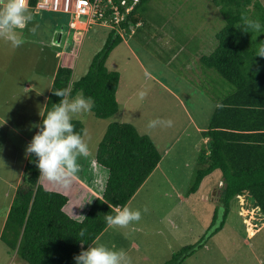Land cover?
Segmentation results:
<instances>
[{
  "label": "rangeland",
  "instance_id": "374dc122",
  "mask_svg": "<svg viewBox=\"0 0 264 264\" xmlns=\"http://www.w3.org/2000/svg\"><path fill=\"white\" fill-rule=\"evenodd\" d=\"M260 1L264 4V0ZM29 12L34 20L30 28L42 30L37 35L39 45L25 43L21 49L13 48L8 42V53L0 52V66L6 67L4 71L7 75L3 77V82H0V88L5 84V92L10 95L2 114L5 117L8 115L7 118L13 119V123L19 128L23 127L27 133L21 137L15 132L10 133L6 126L0 130V222L11 200L7 193H11L10 187L20 176L25 147L29 143L27 138L30 139L31 135L30 129L34 135L35 128L31 126L37 113L39 115L42 110L43 93L40 92V96H36L34 91L27 90V81H34L32 89L42 87L46 92L48 88L44 85L51 82L50 78L52 80V74L60 59L55 52L60 49L45 48L39 43V39H45V35L51 36L50 25L56 19L63 26H67L71 20V15L67 13ZM144 16L143 28L134 33L122 32V42L106 59L109 70L118 71L121 77L118 90L119 112L111 118L101 119L90 111L73 119L83 123V139L89 146L88 154L77 159L80 173L75 176L82 178L86 173L91 174L90 168L93 167L91 175L95 177L94 163L86 160L87 157L95 158L97 147L110 123H132L141 134L153 138L164 160L141 187L138 199L135 204H130V207L133 210L138 209L142 202L149 203L151 209L157 207V216H169L171 220L176 221L177 225L181 226L180 231L186 230L181 237L188 241L200 238L208 226L206 222L210 212L218 208L221 215L223 207L219 201L221 188L224 187H221L222 182L218 181V177L222 175L219 170L206 177L198 193L191 194L187 202L179 199V193L186 196L199 167L203 138L197 128H203V125L206 128L208 118L213 113V106L215 107L216 102L230 88V84L215 70H209L208 74L199 61L202 55L210 54L218 47L217 34L225 26V21L219 7H216L212 0H150ZM89 30L78 40H73V34L68 36L70 47L68 54L64 56V64L73 66L75 81L86 75L96 55L108 44L113 31L109 26L100 23L94 24ZM66 35L67 30L63 33V39ZM51 37L54 38L55 34ZM110 39L113 40V37ZM27 48L29 51H26ZM24 53H39V60L34 61ZM40 55L43 58H40ZM16 83L17 85H14ZM141 92L147 93L143 100L139 98ZM14 111L16 117H12ZM156 119L171 120L172 125L149 128L148 122ZM46 180L44 178L43 183H46ZM99 180V183L104 184L105 178H102V175ZM47 184L48 187L68 188L73 195H78L76 184L72 180L67 188L56 182L48 181ZM202 193L204 197L201 196ZM75 195L72 202L78 201ZM231 206L232 212L228 220L231 226L239 224L241 228L237 229L239 233H233L232 229L226 227L225 233L230 232L228 235L232 239L241 241L247 238L246 225L255 222L259 225L264 221V215L257 208H253L247 194L239 196ZM69 211L71 212V209ZM243 221L246 225L242 224ZM257 224L255 229L258 228ZM188 230L193 231L192 235ZM258 231L253 233L250 229V235L257 233L255 238L248 239L253 246H245L242 243L241 245L244 249L253 247L264 259V228ZM244 259H247L246 255ZM0 264L29 263L0 241Z\"/></svg>",
  "mask_w": 264,
  "mask_h": 264
},
{
  "label": "trees",
  "instance_id": "16d2710c",
  "mask_svg": "<svg viewBox=\"0 0 264 264\" xmlns=\"http://www.w3.org/2000/svg\"><path fill=\"white\" fill-rule=\"evenodd\" d=\"M38 1L29 0L30 11L34 12ZM149 1L139 0L122 27L128 32L132 27L135 32L140 31ZM212 1L219 7L225 26L217 34L218 47L202 55L199 61L208 74L209 70H215L230 88L216 102L208 127L202 132L209 141L200 150L199 167L187 192L195 194L207 176L221 171L224 187L220 202L224 214L219 226L211 227L210 237L224 227L231 204L238 196L248 194L253 207L264 215V57L255 56L259 45L264 44V28L250 33L240 27L242 16L258 20L264 26V4L260 0ZM110 37L79 80H73V66L57 68L40 121L53 104L59 103L61 98L54 94L58 90L67 91L70 98L78 94L90 97L94 105L91 111L97 118L108 119L119 112L121 77L118 71L109 70L106 59L123 37L116 30ZM72 123L74 130L84 136L83 123L78 120ZM34 159V156L27 159L24 179L8 212L1 241L29 264H74L73 257L108 227L104 216L115 215L117 209L130 202L156 170L162 154L153 138L141 134L132 123H110L95 153L96 163L108 171L102 196L90 203L80 219L66 212L70 202L67 194L45 188ZM217 220L216 216L214 224ZM81 230L85 233L83 237L79 235ZM199 246L184 247L166 264H180Z\"/></svg>",
  "mask_w": 264,
  "mask_h": 264
},
{
  "label": "crops",
  "instance_id": "0c3cea01",
  "mask_svg": "<svg viewBox=\"0 0 264 264\" xmlns=\"http://www.w3.org/2000/svg\"><path fill=\"white\" fill-rule=\"evenodd\" d=\"M28 10L30 11L29 8H28ZM34 13L38 14V12H36V11H34ZM44 19H45V17L42 18L43 21H44ZM33 21L34 20L32 19L31 23L25 29H23L27 33L26 32L23 33L21 31H19L20 36H22L21 39H23V41H24L23 44L20 46L21 49L25 45V43H27V45H35V46L39 45L37 35H39V32L42 30L40 28H38V29H36L35 33L31 32L30 27L33 26V23H32ZM43 24H44V22H43ZM89 29L87 30V32L90 31ZM66 30H67V35L63 39V33ZM50 31H51V36L53 34H55V37L53 38L49 35L48 36L45 35L44 36L45 39H43V40L39 39V43L41 42L42 43L41 45L44 46L45 48L46 47H52L54 50L60 49L59 51L55 50V52L57 53V55L59 56L60 59L57 62L56 68L52 74V80L50 78L51 82L48 83L47 85H44L45 87L48 88L46 92H44L45 88H42V87L32 89V85H34V83H33L34 81L32 83L27 81V84H26L27 90L34 91L35 92L34 94L36 96H38V95L40 96V92L43 93V100H42V105H41L42 110H41L39 115L37 113L36 118L34 119L33 125L39 124V122H40L39 116L42 115L43 109L45 107V104H46V101L48 98V93L50 92L51 85L53 82V78H54V75H55L57 68L60 65H67V64H64L65 63L64 56L68 54V49L70 47V44H68L69 40H70L68 36L72 35L74 32V30H71L68 27V24H67V26L66 25L63 26L61 24V22L58 21L57 19H56V21L52 22V24L50 25ZM87 32L83 31V34L86 35ZM59 43H60V45H58ZM54 44H57V45H54ZM7 45H8V41L3 39V38H0V52L1 53H3V52L8 53ZM45 48H44V50H46ZM37 49H38V47H37ZM26 51H29V48H27ZM25 55L29 56V58L32 57V59H34V61L39 60V53H31L30 55L29 54H25ZM40 58H43V57L40 55ZM68 66H70V65H68ZM5 68L6 67H4V66H0V82H3V77L7 76L6 72L4 71ZM14 85H17V83ZM6 88H7V86L5 84H4V87L0 88V130H2L6 126L10 129V133L15 132L19 136L23 137V134L27 135V133L24 132L25 130H23V127L19 128V126H17V124L13 123V119L7 118L8 115L6 113H5L7 115L6 117L2 114L3 109L7 107L8 101L10 99V95L5 92ZM118 93H119V91H118ZM118 100H119V97H118ZM214 110H215V107L213 106L212 111H214ZM15 112L16 111H14L12 117H16ZM210 117H211V114L208 118V123H207L206 128L204 125L202 126L203 128H200V127L197 128L199 135L203 138L202 139L203 144L201 145L200 150L209 141V138L204 137L202 132L207 129ZM36 131H37V129H35L34 135H35ZM30 132H31L30 139H32L33 132L31 129H30ZM24 137H25V135H24ZM30 139L27 138V141L30 142L31 141ZM163 158L164 157L162 154L161 162L164 160ZM27 159H28V157L24 156L22 168H21L20 174H19L20 176L17 177V180H16L17 182L13 186L10 187L12 189L11 193L9 194V193L5 192V193H7V196H9L8 198H10L11 200L8 203V208H7L6 212L4 213V215L2 216V220L0 222V241H1V233L4 229V226H5V223L7 220V215H8V212L10 210L11 204L13 202V199H14L20 185L22 184L21 183L22 180L24 179L25 166H26ZM86 161L94 163V165H95L94 170L96 171V175H95V177L92 176L93 175V171H92L93 167H91L90 173L92 175L86 173L85 176H83L82 178L80 176L79 177L73 176L71 178L73 183L75 182V184H76L78 195H75V194L74 195L78 199V201L72 202V197H74V195L70 192V190L67 187H66L67 189H62L60 187H48V184H47L48 181L46 180V183L45 182L43 183L44 178L42 177L43 179H41V182L45 186V188L61 191L70 197V202L66 206L65 210L69 215H71L75 218H78V219L82 218L86 214L90 203L95 198L102 196V191L104 189L105 182H106V179L108 176V171L106 169H103L102 167H100L96 163L95 158L93 159L91 157H87ZM161 162H160V164H161ZM96 165H97V167H96ZM159 165H158V167H159ZM101 175H102V178L103 177L105 178L104 184L99 183L100 182L99 179H100ZM209 176H207V177H209ZM218 181H219V183L222 182V184H221L222 186L220 184H218V186L223 187L224 186V180H223L222 175H220V177H218ZM203 183H204V181H203ZM203 183H202V185H203ZM73 185L74 184H71V186H73ZM141 187L126 206L130 207V204H135L136 200L138 199ZM216 190H218V189H216ZM221 190H222V188H221ZM196 193H198V192H196ZM220 194H221V191H220ZM190 196L191 195H187V193H186V196L184 197L182 193H179V199L182 202L183 201L187 202L188 200H190ZM201 196L204 197L205 196L204 193H202ZM76 198H75V200H76ZM238 198H239V196H238ZM219 201H220V197H219ZM122 208H120V209H122ZM145 208L147 209L146 212L144 211ZM253 208H255V207H253ZM69 209H71V212L69 211ZM257 209L260 211L259 208H257ZM135 210L141 211L142 216H141V220L139 222H133L126 229H118V228H113V227L108 226L103 231V233L91 244V246L104 245L106 247H109V248H112L115 250H121L122 249L127 253V256L130 260V264H166L168 261H170L174 257V255L177 252L182 250L184 247H187L190 245H198V244H200V246L197 247L196 249L192 250V252H190L189 254H187L184 257V259L181 261L180 264H264V259L262 258L261 255L257 254V251L253 250L254 249L253 247H251L252 248V250H251L250 247H249V249H244L242 246V245L253 246V245H251V242L248 241V239L255 238L257 236V233L255 235H250L249 234L250 229L253 231V233H254V231H258V230H259L258 232L262 231L264 228V221L260 222L259 225L257 224V222L253 223L252 225H248V224L246 225V222L243 221L242 224H245L246 226H248V229L246 231L247 238L245 237L241 241H237L236 239H232L228 235L230 232L225 233L226 227L229 229H232L233 233H237L238 232L237 229L241 228L240 225L236 224V223H235L236 225L231 226L230 221L228 219H227L224 227L221 230H219L216 234H214L213 236L210 237V236H208V233H209L211 227L212 226H213V228L218 227L219 224L221 223L220 220L223 219V214H224L223 207H222V210L220 212L221 215L218 212V208H216V210L214 209L210 212V214H209L210 216H208V218H207L208 222H206V225H208V226L206 228L205 233H203L200 236V238L196 237V238H192L188 241H184L183 237H181V236L183 235V233L184 234L186 233V230L180 231L181 226H178L177 222L174 220H171V217H169V216L167 218L158 217L157 216V207L156 208L153 207V209H151V206L149 205V203L147 204L145 202H142L139 205V208L135 209ZM231 212H232V209H231ZM216 216L218 217V220L219 219L220 220H219V223L214 227V225L216 224V222L214 224ZM256 224L258 225L257 229L254 228ZM124 233H127V235H124ZM188 233H190L192 235L193 231L188 230ZM206 234H207V239H206ZM241 243H242V245H241ZM244 253L247 257L246 260L244 259V257H245Z\"/></svg>",
  "mask_w": 264,
  "mask_h": 264
},
{
  "label": "clouds",
  "instance_id": "9594fccd",
  "mask_svg": "<svg viewBox=\"0 0 264 264\" xmlns=\"http://www.w3.org/2000/svg\"><path fill=\"white\" fill-rule=\"evenodd\" d=\"M28 4V0H0V38L10 42L13 48L20 47L24 42L17 30L25 29L33 19L28 10L31 6ZM241 19L240 27L245 32H260L264 28L258 20L246 16H242ZM30 31L35 33L36 28L32 27ZM255 56L264 57V44L259 45ZM54 94L61 99L59 103L52 105L51 110L46 112L39 124L31 126L37 131L25 147V156L35 157L32 162L39 170L40 177L67 187L71 178L79 171L77 159L89 152L88 144L82 134L74 130L72 121L76 116L90 112L94 105L90 97L83 95L70 99L69 93L65 90H58ZM146 94L141 92L139 98L143 100ZM158 125L170 127L172 121L150 120L147 126L155 128ZM141 216L140 210L124 206L117 209L115 215L106 214L104 218L109 227L126 229L133 222H139ZM84 234V230H81L79 235L83 237ZM73 261L74 264H130L124 250H115L104 245H89L86 249L82 248L79 254L73 257Z\"/></svg>",
  "mask_w": 264,
  "mask_h": 264
},
{
  "label": "built area",
  "instance_id": "2783aa9c",
  "mask_svg": "<svg viewBox=\"0 0 264 264\" xmlns=\"http://www.w3.org/2000/svg\"><path fill=\"white\" fill-rule=\"evenodd\" d=\"M138 3L139 0H39L33 10L70 14L69 28L74 30L73 38L79 39L84 36L83 31L87 32L92 25L98 23L109 26L121 36L122 32L130 33L122 27V22ZM132 31L135 32V27L131 28Z\"/></svg>",
  "mask_w": 264,
  "mask_h": 264
}]
</instances>
